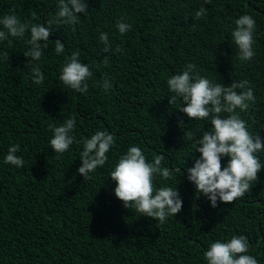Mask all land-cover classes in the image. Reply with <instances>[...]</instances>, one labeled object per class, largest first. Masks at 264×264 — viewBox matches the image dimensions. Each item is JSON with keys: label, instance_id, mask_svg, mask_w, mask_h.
I'll list each match as a JSON object with an SVG mask.
<instances>
[{"label": "trees", "instance_id": "trees-1", "mask_svg": "<svg viewBox=\"0 0 264 264\" xmlns=\"http://www.w3.org/2000/svg\"><path fill=\"white\" fill-rule=\"evenodd\" d=\"M201 4L205 0H88L80 23L54 26L49 39L65 43L64 55L78 51L93 73L85 94L58 82L64 57L51 45L42 58L45 81L36 86L23 41L0 42L8 52L0 60V157L18 143L25 160L21 168L0 163V264H206L208 244L232 234L245 235L249 252L264 264V168L232 202L213 208L196 195L183 164L190 167L199 153H191L183 133L191 127L200 134L211 125L170 105L165 83L189 62L225 85L247 79L256 101L240 116L264 136V0H209L207 15L194 19ZM54 11V0H0V14L29 22L43 24ZM244 12L256 19V55L240 62L230 30ZM121 18L132 25L123 35L115 28ZM100 31L119 51L100 49ZM105 78L112 83L107 92ZM69 116L76 118L77 139L100 128L116 141L109 161L87 180L76 172L77 144L59 157L47 144L49 124ZM131 143L177 169L167 182L177 183L182 209L164 224L125 208L113 193L109 168Z\"/></svg>", "mask_w": 264, "mask_h": 264}, {"label": "clouds", "instance_id": "clouds-1", "mask_svg": "<svg viewBox=\"0 0 264 264\" xmlns=\"http://www.w3.org/2000/svg\"><path fill=\"white\" fill-rule=\"evenodd\" d=\"M54 2L55 11L43 24L22 20L14 13L0 14V42L7 41L11 46L13 39L23 41V55L29 58L27 64L32 65L30 78L36 86L45 81L42 58L51 45L54 54L64 57L58 70V82L67 89L85 94L89 88L88 81L93 75L89 65L81 61L78 51L64 55L65 43L60 39L50 40L49 37L53 34L54 26L58 28L61 25L80 23L78 13H84L85 17L88 15V0ZM208 2L205 0V4ZM205 4L195 10L194 19L207 15ZM233 23L230 41L235 45V56L240 62L249 61L256 55V19L252 14L244 12ZM115 28L123 35L132 25L121 18L116 21ZM97 39L103 52L119 51L118 48H112L107 32L100 31ZM6 57L8 52L0 49V60ZM165 83L170 105L190 119L209 122L211 125L200 134L191 127H187L183 133V139L192 149L191 153H199V156L193 157L190 167L183 164L186 179L194 186L195 194L204 195L213 208L217 207L218 201L232 202L244 196L257 179L258 172L264 168V161L260 158V154L264 153V136L259 131H251L250 125L240 116L256 101L249 81L232 80L225 85L201 75L196 65L189 62L168 75ZM101 87L105 92L111 89L110 78L103 79ZM76 125V118L72 116L59 124H49L51 134L47 144L57 157L68 151L74 143L77 144L80 164L76 172L87 180L109 161L110 149L116 141L112 133L100 128L77 139ZM20 151V144L10 143L0 157V163L15 168L23 167L25 160L18 154ZM163 159L161 154L148 158L140 146L131 143L111 163L108 171V177L115 182L113 193L122 201L123 206L135 209L142 216L154 218L159 224L166 223L182 209L177 183L167 182L177 169L162 165ZM157 178L165 182L158 185ZM202 255L206 264H260L257 256L249 252V242L243 234L213 240Z\"/></svg>", "mask_w": 264, "mask_h": 264}]
</instances>
